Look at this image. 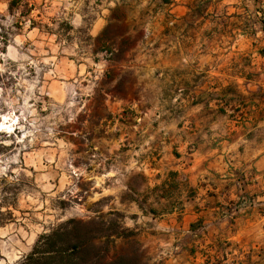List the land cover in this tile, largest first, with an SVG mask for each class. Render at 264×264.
Returning a JSON list of instances; mask_svg holds the SVG:
<instances>
[{"label": "rangeland", "instance_id": "374dc122", "mask_svg": "<svg viewBox=\"0 0 264 264\" xmlns=\"http://www.w3.org/2000/svg\"><path fill=\"white\" fill-rule=\"evenodd\" d=\"M168 3L0 0V264H20L68 220L116 222L133 236L114 240L106 261L135 251L149 264L143 226L120 204L144 180L135 126L168 108L139 69L167 45L154 36Z\"/></svg>", "mask_w": 264, "mask_h": 264}, {"label": "crops", "instance_id": "0c3cea01", "mask_svg": "<svg viewBox=\"0 0 264 264\" xmlns=\"http://www.w3.org/2000/svg\"><path fill=\"white\" fill-rule=\"evenodd\" d=\"M167 6L154 36L167 45L139 69L168 108L135 126L144 180L121 210L149 264H264V0Z\"/></svg>", "mask_w": 264, "mask_h": 264}, {"label": "trees", "instance_id": "16d2710c", "mask_svg": "<svg viewBox=\"0 0 264 264\" xmlns=\"http://www.w3.org/2000/svg\"><path fill=\"white\" fill-rule=\"evenodd\" d=\"M14 4L15 1L10 2L9 10ZM131 236L133 233H127L116 222L94 225L68 220L40 235L20 264H144L135 251L106 261L114 240ZM94 242L99 245L95 246Z\"/></svg>", "mask_w": 264, "mask_h": 264}, {"label": "bare ground", "instance_id": "6f19581e", "mask_svg": "<svg viewBox=\"0 0 264 264\" xmlns=\"http://www.w3.org/2000/svg\"><path fill=\"white\" fill-rule=\"evenodd\" d=\"M2 124H3V123H2ZM7 128H8V127H5V126L3 127V125H2V126H0V131H1V130H4V129L7 130ZM8 129H9V128H8ZM7 131H8V130H7Z\"/></svg>", "mask_w": 264, "mask_h": 264}]
</instances>
